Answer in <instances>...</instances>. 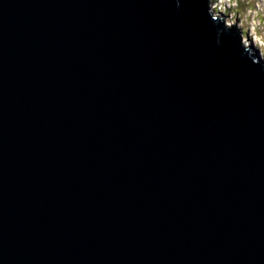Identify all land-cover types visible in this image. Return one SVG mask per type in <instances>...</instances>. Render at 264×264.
Returning a JSON list of instances; mask_svg holds the SVG:
<instances>
[{
	"label": "water",
	"instance_id": "water-1",
	"mask_svg": "<svg viewBox=\"0 0 264 264\" xmlns=\"http://www.w3.org/2000/svg\"><path fill=\"white\" fill-rule=\"evenodd\" d=\"M211 0H0V264H264V58Z\"/></svg>",
	"mask_w": 264,
	"mask_h": 264
},
{
	"label": "rangeland",
	"instance_id": "rangeland-1",
	"mask_svg": "<svg viewBox=\"0 0 264 264\" xmlns=\"http://www.w3.org/2000/svg\"><path fill=\"white\" fill-rule=\"evenodd\" d=\"M211 1H213V7L216 8V12L220 13V10L228 12V9L231 10V12L229 11L228 13L233 18L229 19L226 14V16H224L226 18L224 19L225 24L234 26L239 25L238 29L240 28V30H244L243 41L248 46L253 47L260 52L264 58V0H231L230 3L222 2L224 0ZM224 5H227L228 7L225 8ZM248 18L249 21L247 24L246 20ZM253 21L256 25L252 24Z\"/></svg>",
	"mask_w": 264,
	"mask_h": 264
},
{
	"label": "bare ground",
	"instance_id": "bare-ground-1",
	"mask_svg": "<svg viewBox=\"0 0 264 264\" xmlns=\"http://www.w3.org/2000/svg\"><path fill=\"white\" fill-rule=\"evenodd\" d=\"M217 2V1H216ZM217 5V4H216ZM225 6V8L226 7H228L227 5H224ZM210 7H211V9H212V11L214 12V14L215 15H217V16H220V17H222V18H224V19H226L225 17H224V15H228V17H229V19L231 18H233L231 15H229V13L228 12H226V11H222V10H220L221 12L219 13V12H216V8L215 7H213V1H211V5H210ZM228 10H230V9H228ZM223 15V16H222ZM238 21V20H237ZM248 21H249V18L246 20V22H247V24H248ZM252 24H255V22L253 21V23ZM256 25V24H255ZM257 26H260V25H257ZM239 27V25H237L236 26V28H238ZM244 27V26H243ZM240 29V28H239ZM243 32H244V30H242ZM252 42V41H251Z\"/></svg>",
	"mask_w": 264,
	"mask_h": 264
},
{
	"label": "built area",
	"instance_id": "built-area-1",
	"mask_svg": "<svg viewBox=\"0 0 264 264\" xmlns=\"http://www.w3.org/2000/svg\"><path fill=\"white\" fill-rule=\"evenodd\" d=\"M222 2H224V3H230L231 2V0H224V1H222ZM237 3V2H236ZM224 16H226V15H224ZM228 16V15H227Z\"/></svg>",
	"mask_w": 264,
	"mask_h": 264
},
{
	"label": "trees",
	"instance_id": "trees-1",
	"mask_svg": "<svg viewBox=\"0 0 264 264\" xmlns=\"http://www.w3.org/2000/svg\"><path fill=\"white\" fill-rule=\"evenodd\" d=\"M229 11L231 12V10H228V12H229ZM238 13H239V12H238Z\"/></svg>",
	"mask_w": 264,
	"mask_h": 264
}]
</instances>
